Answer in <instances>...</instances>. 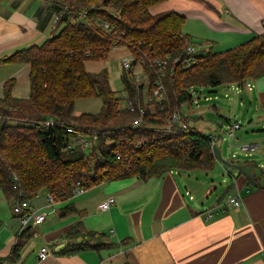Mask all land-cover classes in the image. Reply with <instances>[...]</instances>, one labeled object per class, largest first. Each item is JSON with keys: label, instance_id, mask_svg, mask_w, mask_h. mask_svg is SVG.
Wrapping results in <instances>:
<instances>
[{"label": "trees", "instance_id": "obj_1", "mask_svg": "<svg viewBox=\"0 0 264 264\" xmlns=\"http://www.w3.org/2000/svg\"><path fill=\"white\" fill-rule=\"evenodd\" d=\"M164 1L64 0L72 14L61 16L49 39L0 58V63L31 66L30 96H14L16 80L9 78L0 97V190L12 205L20 199L35 198L42 189L56 201H65L79 186L90 188L132 176L146 180L173 168L209 171L218 165L212 144L215 136L194 127L193 131L181 130L169 118L182 104L191 103L193 86H207L214 92L225 83L263 76L264 33L239 45L199 55L194 65L185 68L174 60L192 43L183 31L186 16L172 9L153 13L151 8ZM82 11L87 18L76 19ZM99 21H108L112 30L104 31ZM118 45H127L131 53L145 58L147 79L139 83L131 80L129 75L135 76L132 69L123 74L128 97L146 110L141 125L135 127L139 113L121 108L108 69L89 72L85 66L89 60L106 59ZM158 58L168 60L161 75L168 95L162 109L153 101H143L146 87V93L152 94L160 77L158 68L151 66ZM91 97L102 99L101 110L76 114V101ZM49 118L55 121L52 126H46ZM68 127L91 139L89 149L75 142L77 135L68 132ZM95 132L98 136L94 140ZM70 142L74 146L68 150ZM237 161L251 165L259 186L264 185V168L254 160ZM246 182L251 185L247 178ZM74 209V205L66 207ZM29 230L23 228L20 237ZM97 235L81 222L67 232L76 239H94ZM21 246L16 243L13 253L0 261L16 260ZM82 246L97 247L89 242L74 243L61 252L74 253Z\"/></svg>", "mask_w": 264, "mask_h": 264}, {"label": "crops", "instance_id": "obj_2", "mask_svg": "<svg viewBox=\"0 0 264 264\" xmlns=\"http://www.w3.org/2000/svg\"><path fill=\"white\" fill-rule=\"evenodd\" d=\"M60 7L58 0H0V58L49 39ZM170 9L186 16L183 31L203 55L217 46L224 50L264 33V0H167L151 8L153 13ZM89 61L85 66L92 72ZM30 71L29 63H0V97L9 78L16 80L14 96L29 97ZM246 80L250 86L237 89L238 82L225 83L220 85L223 91L227 86L224 94L214 91L211 99H204L209 102L224 96L244 103V95L249 97L252 115L256 110V121L261 124V133L256 134L261 141L252 145L264 157V75ZM231 89L236 93L233 96ZM210 107L218 110L217 105ZM246 160L264 168V161L251 156L242 159ZM222 172L227 167L218 161L209 171L173 168L146 180L132 176L106 181L74 192L69 200H55L54 207L49 206L47 191L44 201L30 200L34 211L47 216L40 223L31 220L24 237H20L24 228L20 217L0 190V259L10 256L16 243L22 245L16 260L0 264H264V185H248L244 174L230 172L229 186L212 199L214 180L208 174ZM229 193L239 195L243 204L231 206ZM111 196L116 202L101 209L100 203ZM68 205L75 209L66 210ZM79 222L97 232L104 243L62 253L69 244L91 245L96 240L98 235L94 239L67 236ZM45 245L52 254L41 260L38 251Z\"/></svg>", "mask_w": 264, "mask_h": 264}, {"label": "rangeland", "instance_id": "obj_3", "mask_svg": "<svg viewBox=\"0 0 264 264\" xmlns=\"http://www.w3.org/2000/svg\"><path fill=\"white\" fill-rule=\"evenodd\" d=\"M219 50L221 49L218 46L214 48V51ZM130 56L131 51L127 45H118L112 48L106 59L91 60L88 62V64L92 68V72H99L105 68L108 69L111 87L114 89V91H116V94L120 100V106L122 107L126 105L128 98V91L123 79V74L125 72L129 73V69L123 67V60ZM132 72L135 76L131 77L129 75L130 79L132 80V78H135L139 83L141 81V75L144 74L143 66L140 63L134 65ZM217 88L218 89H216L215 91L219 92L220 94H224L225 90H228L227 86L224 88V91L222 86H219ZM146 90L144 91L146 92ZM196 90H201V92L199 93L200 106L197 107L194 105V107H190L189 112L191 116V126L201 131L202 133L218 137L217 144L221 147L223 156L229 160L233 159L234 161H237V159L242 160L247 156H251L258 161H264V157L260 155L258 151H256V149L249 151H245L243 149V146L246 144L252 145L257 141H261V139L257 140L256 137V134L261 133V131H259L261 124L256 121V110L252 115V110L254 108L250 103V98L247 96L245 97L244 95L245 101L244 103H242L239 102L238 99L228 100L223 96L220 99H215L208 102L204 99V97L207 93H213L210 91V88L207 86H196ZM231 90V95H235L236 93L234 89ZM212 105H217L219 111L215 108L213 109L212 107H210ZM101 107L102 99L100 97L82 98L76 101L75 113H98L101 110ZM226 118H228V120ZM248 118L253 120L247 121ZM240 119L242 120L241 127L238 129H231L230 127L234 126L235 122L239 121ZM221 122H223V124H221ZM232 130H234L235 132L234 137H232L231 135ZM249 153L251 155H249ZM234 154H236V157H234ZM229 171L232 172L233 170ZM230 172L228 173L227 171L216 174H208V176H211L214 180V184L212 182L211 185L215 187V189L213 190V192L209 193V196L212 197V199H214L217 194L221 195L229 186L231 182ZM47 194V190L42 189L38 193L39 196L37 195L31 200L35 202L36 198H39L40 200L44 201ZM207 199L209 198L206 197V200Z\"/></svg>", "mask_w": 264, "mask_h": 264}, {"label": "built area", "instance_id": "obj_4", "mask_svg": "<svg viewBox=\"0 0 264 264\" xmlns=\"http://www.w3.org/2000/svg\"><path fill=\"white\" fill-rule=\"evenodd\" d=\"M58 2L60 3V10L58 11V13L55 16V23H57L59 21V19L61 18V16L63 14H72L70 12V6L67 3H64V0H58ZM87 18V13L86 11H82L80 12L79 16L76 19L79 20H85ZM98 24L101 26V28L104 31H111L112 30V26L110 25V23L108 21H99ZM199 55H203L201 54V49L192 44L189 43L185 49V53L184 55H182L181 57H177L174 60V64H180L185 68H188L192 65H194L197 60H198V56ZM135 63H140L142 66H144L145 63V58L141 57L138 58L135 54L131 53V56L128 58H125L123 60V67L126 69H133V65ZM167 64H168V60L167 59H161L158 58L156 60H154L151 63V66H156L158 68L157 72L158 74H160V77L157 79L156 81V87L153 90V93L148 95L147 93L144 94V102L146 103L147 101H153V104L158 106L160 109L164 108V103L166 102V99L168 97L167 95V90H166V86L164 84V81L161 77V75L166 71L167 68ZM145 73V72H144ZM141 79H147V74L145 73L144 76H142ZM244 86H250V83L245 80L243 82H238L236 84V88L240 89L241 87ZM190 92L192 95V101L190 104H182L181 108L176 109L172 112L169 120L171 121L172 124H175V126L181 130H189V131H193V127L190 124V120L189 121H185L184 118H187L188 116H190V107H194L195 106H200V95L199 93L201 92L196 90V87L193 86L190 88ZM205 99H211V94L207 93L204 97ZM122 109H127L129 111H137L139 113V116L135 119L134 123H133V127L141 125L144 116H145V107L144 105H142L141 103L136 102L135 100H133L132 98H127V102L125 106H121ZM154 108V107H152ZM55 123V121L53 120V118H49L46 121V126H52ZM241 126V124L239 122H235L234 126H231V129L234 128H239ZM68 132L71 133H75L77 135V138L75 140V142L79 143L80 146L84 147L83 149H89V147L92 144V141L89 137L85 136L84 134H82L81 132H76L74 131L73 127H68L67 128ZM231 135L232 137L235 136V132L234 130L231 131ZM98 134L95 132L94 134H92V139H97ZM217 138L218 137H214L212 144L214 145L215 143H217ZM110 143V142H109ZM68 150H71V148L74 146V143L70 142V144L66 145ZM254 146L253 145H249L246 144L243 146V149L245 151H249V150H253ZM117 157H121L120 155H117ZM234 157H236V154H234ZM234 175V174H233ZM85 187L83 186H79L76 188L75 192L77 193H82L85 191ZM228 203L231 206H240L243 204V199L238 195H233L231 193L228 194ZM48 202H49V206L50 207H54V203H55V198L53 195H50L48 198ZM116 202V198L114 196L109 197L107 200L103 201L102 203H100V208L103 210H106L108 208H110V206ZM13 207V211L15 214H17L20 219L21 222L23 224V227H27L29 226V222L31 220H33L36 223H40L42 221L45 220L47 213L43 212V213H38L36 211L33 210L32 206H31V202L28 199H20L14 202V204L12 205ZM52 254V250L50 249L49 246L45 245L42 246L39 251H38V258H40L41 260L46 259L48 256H50Z\"/></svg>", "mask_w": 264, "mask_h": 264}, {"label": "water", "instance_id": "obj_5", "mask_svg": "<svg viewBox=\"0 0 264 264\" xmlns=\"http://www.w3.org/2000/svg\"><path fill=\"white\" fill-rule=\"evenodd\" d=\"M213 151H214L216 159L219 162H222L223 165H225V167H227L228 169L233 170L232 174H236L238 172H241L242 174H244L246 176V178L251 182V184L256 185V186L259 185L257 180H256L253 167L251 165H246V164H243V163L238 162V161H231V160L225 158L222 154L221 147L217 143H215L213 145ZM102 243H104V242H103L101 236L98 235L96 240L92 244H93V246H98V245H101ZM66 244H67V242L60 244L56 248L55 251L56 252L59 251Z\"/></svg>", "mask_w": 264, "mask_h": 264}]
</instances>
